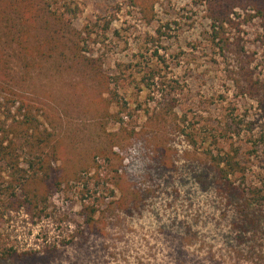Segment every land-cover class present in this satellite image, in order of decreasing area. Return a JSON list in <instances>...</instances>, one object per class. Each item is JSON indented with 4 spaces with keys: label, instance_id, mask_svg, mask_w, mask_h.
I'll return each instance as SVG.
<instances>
[{
    "label": "rangeland",
    "instance_id": "1",
    "mask_svg": "<svg viewBox=\"0 0 264 264\" xmlns=\"http://www.w3.org/2000/svg\"><path fill=\"white\" fill-rule=\"evenodd\" d=\"M45 1L82 32L83 54L118 77L106 85L116 96L50 64L19 85L54 134L56 175L68 178L37 224L22 211L0 219L1 247L55 248L52 259L0 264H264V206L246 217L247 186L239 175L219 182L207 160V152L237 148L247 184L264 185V111L234 82L248 63L264 87L261 21L244 23L248 12L236 10L239 29L226 31L232 45L221 49L203 0H157L149 22L130 0ZM13 50L0 53L16 78ZM111 146L115 154L101 159ZM97 201L103 221L77 236L83 204Z\"/></svg>",
    "mask_w": 264,
    "mask_h": 264
},
{
    "label": "trees",
    "instance_id": "2",
    "mask_svg": "<svg viewBox=\"0 0 264 264\" xmlns=\"http://www.w3.org/2000/svg\"><path fill=\"white\" fill-rule=\"evenodd\" d=\"M156 1L130 0L140 8L142 16L148 22V10L153 8ZM202 2L206 7V18L210 22V40L215 45L221 49L232 45L226 31L240 26L235 22V16L236 10H241L248 12L244 23L253 19L261 21L262 31L258 41L264 47V0ZM50 5L45 0H0V49L4 45L14 46L16 50L13 51L17 52L22 70L18 77L10 76V69L0 53V219L12 212L22 211L37 224V221L48 216L47 205L51 190L59 189L68 178L65 174L56 175L58 148L54 134L42 122L39 108L17 92L19 85L27 82L33 72L50 64L56 71H76L85 80L100 88L105 87L111 96H116L106 85L112 81L116 83L118 77L105 75L103 64L98 58L83 54L82 32L71 25L67 14L51 10ZM234 82L240 95L258 103L264 111V87L253 78L248 63L238 66ZM115 103L119 105L118 101ZM119 113L112 115L116 122L121 123ZM186 137L190 143H194L193 136ZM111 147L108 151L99 150V154L104 155L101 159L109 161L110 154H115L114 146ZM238 151L237 148H231L230 152H207V160L215 178L221 183L240 176L247 186L240 199H243V205L247 208L244 210L245 216L250 217V212L263 211L264 185L260 188L247 184L248 167L241 160ZM108 204L121 206L122 201ZM102 214L98 201L83 204L79 212L82 229L77 236L83 237L85 230L95 232L97 224L103 221ZM55 250L49 248L38 253H18L12 248L0 246V259L11 262L48 261L55 255Z\"/></svg>",
    "mask_w": 264,
    "mask_h": 264
}]
</instances>
